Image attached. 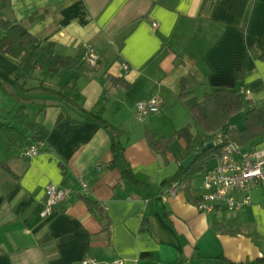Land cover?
<instances>
[{"label": "crops", "instance_id": "obj_1", "mask_svg": "<svg viewBox=\"0 0 264 264\" xmlns=\"http://www.w3.org/2000/svg\"><path fill=\"white\" fill-rule=\"evenodd\" d=\"M10 2L4 9L10 19L40 10L28 29L53 41L57 53L98 54V65L78 75L73 100L121 130L123 155L140 185L121 175L106 127L74 123L82 115L58 90L77 70L51 76L36 69L27 81L34 87L27 90L8 83V93L0 90V120L26 139L8 147L0 131V264H84L89 257L93 264H226L222 256L263 264L258 258L264 259V180L252 186L249 202L235 212L223 206L201 211L183 189L164 201L163 180L187 155L185 143L174 139L164 154H156L145 130L168 136L189 125L193 131L192 115L178 96L183 76L193 78L191 95L197 98L214 88L249 89L250 103L230 123L243 128L245 110L253 106L264 125V0ZM0 67L10 80L20 73L19 59L7 53H0ZM104 74L121 76L129 86L112 84ZM151 94L159 97L160 107L139 120L135 102ZM20 105L23 120L15 116ZM33 142L41 143L40 150L26 157ZM263 145L264 134L240 146ZM77 175L86 189L77 186ZM199 177L192 180L196 195ZM48 182L71 192L41 216ZM81 194L105 206L110 234ZM243 195L235 193L238 199ZM214 222L237 232L215 230Z\"/></svg>", "mask_w": 264, "mask_h": 264}, {"label": "trees", "instance_id": "obj_2", "mask_svg": "<svg viewBox=\"0 0 264 264\" xmlns=\"http://www.w3.org/2000/svg\"><path fill=\"white\" fill-rule=\"evenodd\" d=\"M10 4V0H0V53H7L18 58L20 73L17 78L10 80L0 67V90L8 93V83L23 90L34 87L27 86V81L36 69L49 73L51 76H58L64 70H77L78 74L66 80L58 90L63 101L82 115V118L75 119L78 121H74V123L95 121L106 127L112 134L110 148L120 161L121 175L140 185L123 155V146L119 141L121 130L107 123L102 117L78 106L73 100L78 75L94 67H89L86 64L85 55L75 56L57 53L53 41L47 40L43 34L29 31L30 24L41 15L39 9L21 18L10 19L4 15V9ZM104 77L112 84H119L125 88L129 86V82L121 76L104 74ZM191 80L193 78L189 76H183L180 79L178 96L184 99V104L191 113L194 123L199 127L200 134L193 132L189 125H183L168 136H158L154 131L148 129L145 130V137L150 148L156 154H164L174 139L184 141L187 154L194 149L198 150L195 159L188 167L183 166L180 162L176 172L163 180V183L168 185L174 180L183 181L186 198L195 204L199 200V196L191 189L192 180L197 175H201L208 167L209 160L220 154L223 143L232 140L244 146L264 134V125L256 117L255 108L250 106L245 110V126L243 128L232 126L230 123L232 116L242 111L250 103V100L245 98L239 90L228 88H214L205 91L200 98H197L191 95ZM39 85H42V82ZM15 116L20 120L25 118L23 105L18 106ZM0 131L7 139L8 147L21 146L25 142V135L8 122L0 120ZM211 139L214 140V144L201 151L200 147ZM81 198L88 210L98 214L100 220L103 221V229L110 234L111 222L105 206L87 194H81ZM212 224L215 230H223L229 233L237 232L234 229H226L217 222ZM221 259L226 264H241V262H233L223 256ZM258 260L263 261L264 264L263 258L260 257Z\"/></svg>", "mask_w": 264, "mask_h": 264}, {"label": "built area", "instance_id": "obj_3", "mask_svg": "<svg viewBox=\"0 0 264 264\" xmlns=\"http://www.w3.org/2000/svg\"><path fill=\"white\" fill-rule=\"evenodd\" d=\"M153 21L152 25L156 26ZM89 67L98 65L99 56L93 51H89L84 56ZM124 69L128 68L127 63H122ZM245 97H248L249 89L241 87L238 89ZM160 99L157 95L151 94L147 98H141L135 102V115L139 120L150 112L160 107ZM41 143L33 142L24 150L26 157H32L40 150ZM213 165L202 172L200 182L199 200L195 206L201 211H212L217 206H223L230 212H235L244 203L249 202V191L255 184L264 180V145L261 147L243 148L235 141L228 140L222 145L220 154L215 157ZM77 186L86 189L85 179L75 176ZM184 182L181 180L172 181L165 191L160 195L166 201L168 197L175 196L180 189H183ZM71 192L69 186L60 183L48 182L44 188V199L40 215L48 214L51 209L63 201ZM236 192H243V198L238 199ZM92 257L84 258V264H93Z\"/></svg>", "mask_w": 264, "mask_h": 264}, {"label": "water", "instance_id": "obj_4", "mask_svg": "<svg viewBox=\"0 0 264 264\" xmlns=\"http://www.w3.org/2000/svg\"><path fill=\"white\" fill-rule=\"evenodd\" d=\"M214 144V140L207 141L203 146L200 147V150H205L208 147H211ZM198 153V150L194 149L190 151L182 160L181 164L185 167H188L193 160L195 159L196 155ZM112 165V164H111Z\"/></svg>", "mask_w": 264, "mask_h": 264}, {"label": "rangeland", "instance_id": "obj_5", "mask_svg": "<svg viewBox=\"0 0 264 264\" xmlns=\"http://www.w3.org/2000/svg\"><path fill=\"white\" fill-rule=\"evenodd\" d=\"M193 131L200 133V129H199V127L195 123H194V126H193ZM198 178H200L199 175L196 176V178L194 179V181H198Z\"/></svg>", "mask_w": 264, "mask_h": 264}]
</instances>
